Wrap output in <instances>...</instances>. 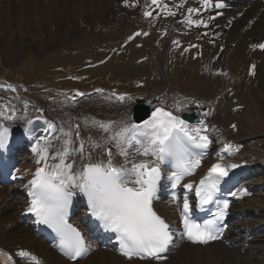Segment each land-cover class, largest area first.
<instances>
[{
    "label": "rangeland",
    "instance_id": "1",
    "mask_svg": "<svg viewBox=\"0 0 264 264\" xmlns=\"http://www.w3.org/2000/svg\"><path fill=\"white\" fill-rule=\"evenodd\" d=\"M85 2L87 6L84 5ZM91 4H94V0H0V83L10 80L19 84L18 86L12 84L10 87L14 95L11 98L21 99L22 106L13 112L14 115L21 113L20 116L24 118L19 127L25 129L26 121L30 117H37L36 120H38V115L46 111L59 120L64 130V135L59 140L60 143H65L71 137V130L75 124L73 116L77 118L80 113L78 102H72L67 97L72 98L82 91H91L97 87L96 84L115 82L116 87L123 89L121 92L135 90L138 95L146 96H149L150 90L160 92L169 88L173 92L181 91L183 94L204 97L206 100H216L219 97V91H213L217 87L212 83L209 75L202 72L199 75L200 78L196 76L199 69L203 68L200 64L201 60H194L190 55L188 58L179 55L178 63L175 62L173 65V59V67H170L168 62L164 67L166 51H162L159 56H154L151 49L154 48L152 46L156 34L146 37L141 48L131 44L122 55H114L108 62L95 68L84 69L85 65L103 59L107 51L112 46L118 45L132 29H136L138 25L141 27L140 23L132 22L138 14L131 15L132 12H130L125 16L122 15L124 12L120 0H114L106 5V8H102L95 20L91 14ZM121 20L127 22L124 23L125 26L121 25ZM187 35L185 34L184 37L187 38ZM163 42L166 43L167 40ZM155 50L157 54L156 47ZM205 54L206 52L202 57L207 59L208 55ZM142 56L149 58L142 61ZM183 66L190 68L193 75L186 74L182 69ZM162 68L163 74H161ZM170 69L172 76H170ZM65 70L67 74H64ZM78 72L83 78L65 77L66 75L77 76ZM55 75H63V78L54 80L52 77ZM1 77H5V80ZM170 77L174 85L166 83V79L169 80ZM139 80L146 82V86H138ZM44 81L55 83L61 89L58 93L57 91L54 93L41 85ZM0 87L3 86L0 85ZM67 87L74 90L66 92ZM13 88L15 91L12 90ZM20 91L43 104L41 110L44 111L41 112L39 110L41 106L35 105L28 97L22 99ZM30 91H33V94H30ZM63 95L66 96L62 97ZM56 96L60 97L53 98ZM260 99L261 96H258L256 101L251 98L249 106L246 104V108L239 115L232 110L234 105L231 101L228 99L225 102L222 101L223 106L218 109L215 119L229 131H232L229 127L233 120L241 122V125L237 124L236 135L232 137L242 141L244 151L242 153H246L248 157L264 156V100L260 102ZM93 104L94 101L87 103L89 106ZM61 109L68 110L71 115L62 112ZM97 112L104 115L99 109ZM0 119L4 120L2 117ZM38 138L43 139L41 135H38ZM258 157L252 159L261 166ZM19 166L20 171L29 169L30 157L24 154ZM260 170L256 176L246 182L254 188V196L238 203L234 208L235 211H242L240 213L242 216L239 215L234 223V231L236 232V227L240 228L241 234L238 237H236L237 234L233 235L234 240L231 239L233 236L229 238L231 243L234 242L232 245L230 243L233 251L218 250V247H213L212 251L206 249L205 252L187 249L177 251L166 264H264V168L260 167ZM15 186L3 184L0 186L12 194L8 199H6L7 196L0 199L2 202L0 215H4L6 220H11L7 227L12 225L13 229L23 226L19 221V223L13 221V218L17 216L13 208L16 206L6 203L14 201V190L20 187V183ZM251 230L253 234L250 236ZM247 235L248 238H246ZM8 242L12 241L8 240ZM13 250L16 252V248ZM100 251L95 252L80 264H126L113 252ZM238 253L241 255L240 258Z\"/></svg>",
    "mask_w": 264,
    "mask_h": 264
},
{
    "label": "snow or ice",
    "instance_id": "2",
    "mask_svg": "<svg viewBox=\"0 0 264 264\" xmlns=\"http://www.w3.org/2000/svg\"><path fill=\"white\" fill-rule=\"evenodd\" d=\"M152 3L158 4V0H152ZM202 3L204 7L214 6L217 9L225 6L221 0H216L214 5L213 0H202ZM187 11L191 14L199 12V9L188 8ZM169 14L174 15L171 12ZM150 15V12H145V16ZM185 22L189 25L195 23L197 26L203 23L200 20L193 21L191 15ZM253 47L264 50V43ZM252 67L255 68V65ZM12 90L15 91L14 88ZM119 99L123 100L124 97L120 96ZM100 127L103 128L104 125ZM142 130L146 144L137 139V134ZM9 135L10 130L0 126V147L7 143ZM112 139L117 141V147H120L119 155L125 158V163L115 164L113 153L108 149L106 160L87 164L79 173L74 171L72 163H66L70 154L67 148L52 156L54 160L58 158L59 163L49 166L47 147L42 148L38 144L33 151L39 156L36 163L43 166L36 169L33 179L29 181L31 203L28 211L38 217L39 223L48 225L61 237L60 250L64 255L71 260L83 257L90 251V247L81 232L67 221L68 209L74 195L72 189L78 188L87 199L91 215L102 223L106 231L116 234L121 255L129 260L134 257L158 261L166 259L162 254L168 252L169 246L173 244L174 233L170 224L153 210V200L156 198L161 179V170L156 161H170L173 164L175 170L169 179L172 181L171 186L175 188L185 176H191L200 166L202 159L207 155L204 150L209 147L210 141L207 136L199 135L198 130L195 135L191 134L184 121L161 108H157L151 118L145 120L142 125L125 127ZM121 141L129 146L140 144L138 154L154 156L156 161L132 162L128 151L121 147ZM231 147L232 145L226 144L225 150ZM197 149L201 151L197 152ZM78 151L83 153V144L79 146ZM238 166L214 163L195 188L199 198L197 207L203 209L209 204L217 205L213 219L202 224L193 220V208L187 196L183 199L182 207L177 203L183 224L182 237L198 244H207L220 238L222 229L218 227L217 222L226 217L229 201L221 202L214 197L220 181L228 176L231 169ZM183 187L191 190L193 184L185 183ZM248 194L247 190H241L239 193L240 196ZM230 195L237 196V193L231 192ZM173 200H177L175 195ZM17 255L28 260L29 264H40L36 256L26 251L22 250ZM8 258L11 260V256Z\"/></svg>",
    "mask_w": 264,
    "mask_h": 264
},
{
    "label": "bare ground",
    "instance_id": "3",
    "mask_svg": "<svg viewBox=\"0 0 264 264\" xmlns=\"http://www.w3.org/2000/svg\"><path fill=\"white\" fill-rule=\"evenodd\" d=\"M113 1L114 0H110V2H113ZM176 1L177 0H158V4H153L152 0H142L139 7L137 9H134L131 13V15L132 14L135 15V13L138 14L136 15L137 18H135L134 21L132 20L131 21L138 22L141 24V34L144 35L145 27L147 24H149L148 22L151 21L159 26H162L163 27L162 29H167V33L169 34L170 39L175 40L176 43L173 42L172 44H167V48L169 51L168 63L170 67L172 66V61L175 57V53H174L175 50L178 47H180L181 44H183V42L186 40V37H184L185 34H183L182 36L177 35L176 33L177 27L175 26L173 22L167 25L164 23H158V21L162 20L161 18L158 17V14L161 11H163V12H166V14L170 18H173L174 15L169 14L170 12L169 9L175 7ZM181 1L184 2L185 0H181ZM188 1L190 3H194L196 0H188ZM110 2L109 0L108 1L94 0V4L93 5L91 4L92 5L91 14L94 20L98 17L99 11L102 8H106V5H108ZM84 5L87 6V3L85 2ZM165 5H167V7H165ZM88 6L90 7L89 4ZM177 8H178V11L181 10L180 6H178ZM145 12H150L151 15L145 16ZM226 16H229L231 18V21H230L228 28H223L225 33L218 39L209 38L208 45L206 44L204 46L209 51L210 55L218 56L217 58H213L212 60L210 58L207 60L208 64H207L205 74L209 75L212 83L217 87V90L220 93V97H224V100L228 99L229 101L232 102V105L234 106H236L237 104H240V105L247 104L249 106L251 102V98H253L254 101H256L255 99L258 96H261L260 102H262V100H264V51L263 52H260L257 50L253 51L252 49H250V46L254 42H256L259 38L264 37V4L260 0H231L227 8ZM253 17H257L256 20L252 24H248L247 20ZM124 21L125 20H121V25L124 23H127ZM219 22L221 24L220 27H222V25L225 23L224 18L221 19ZM128 23H129V20H128ZM185 28H186V31H185L186 34H188V32L192 30V28L189 26H185ZM193 31L195 33V37L189 43L196 42L197 38H200V39L203 38L202 36L199 35L198 29H193ZM159 38H160V35H159ZM219 44H224V49L221 52H219L218 50ZM156 49H157V55L161 54V47L159 44H157ZM197 51L199 54L201 50L198 49ZM180 55L184 58H188L190 53L188 54L181 53ZM254 59L258 60L257 62L258 65L256 68L255 76L249 77L247 75L248 64L250 61ZM182 69L184 70L186 74H192L190 68L183 66ZM185 107H186L185 105L184 107L165 106V107H161V109L171 112L174 116H176V115H179L180 112L185 109ZM111 128H113V126H110V129ZM39 129L40 127L34 128L33 131H31L32 134H35L37 131H39ZM103 131L104 129H98V124H95L93 128L87 130V135L89 136L95 135L97 132L103 136L108 130H105L104 132ZM97 143L98 141H95V143L90 144L89 146H85L86 148H85L84 154L77 153L74 157L71 158V160L73 161V168L75 172L79 173L80 171H82L83 167L87 164L98 163L101 160H106L107 153L104 156L101 154V150H105L107 152V150L110 147L107 146V144H105V145H101L100 149L97 150L96 148ZM12 149L13 148L11 147L9 150H12ZM95 152H96V155H95ZM89 153H91V156H89ZM112 153H113V162L115 164H124L122 161H118L115 159V156L118 153L116 149H114ZM240 158L248 159V156L246 155V153L244 154L241 153ZM9 160L10 159L8 158V161ZM8 161H4L3 164H6ZM70 162L71 161H69L68 163ZM4 169L5 167L1 166L0 170H4ZM35 171L36 169L32 170L31 168V170L28 171L27 176L32 178V176H34L35 174ZM7 173L8 172L5 171L3 178L7 177ZM252 173L253 171L249 172L248 176H251ZM29 189H30V185L22 184L20 188H18L17 190H14L16 191L13 194V198L15 197L14 201L6 202L8 205L16 206L13 208L15 209L17 216L15 219L12 217L13 221L15 220L17 222L19 221L20 223L22 222L23 226L18 227L17 229H13L14 227L12 225L11 227H7L10 224L11 220H8V219L6 220L4 219L5 218L4 215H0V248L5 249L4 252L0 251L1 252L0 253V264H10L9 259H8L9 257L8 254L10 253L13 256L15 255V250L13 249L15 248L17 249V244H20V247L18 248L26 249V251L31 250L32 254L38 257H41L40 260L41 259L42 260L40 264H66L67 261L63 259L60 255H58L49 244L45 243L37 235L36 228L34 227L33 221L30 219L28 212H27L29 200H27L28 198L26 194L29 192ZM11 196L12 194H9L8 190L6 191L4 187L3 188L0 187V199L3 197H6V199H8V197H11ZM1 203L2 202H0V204ZM158 208L160 209V211L162 210L164 215H168L170 216V218H174L177 215L176 208L170 205L169 203H162L158 205ZM239 215L240 214H237V218L239 217ZM82 218L83 216L81 215L80 220ZM235 218H236V215H233L232 216L233 222L237 219ZM235 233L234 234L232 232L227 233L228 240L230 237L235 235ZM233 238L234 236L231 239ZM8 240L12 242H8ZM233 243L234 242H232L231 245ZM91 244L92 246H96L97 242L95 240H92ZM213 247H218L217 248L218 250L222 249V250H227V251H233L231 246L227 247L224 243H221V242L207 244L205 246L201 244L191 245V244L185 243L180 247L181 249H179L178 251L181 252L187 249H196L197 252L198 251L205 252L206 249H208L209 251H212ZM239 256L241 255L238 253V257ZM116 257L122 258L123 260H125L123 262H125L126 264H145V263L150 262V261H144V262L136 261L135 262L134 260L127 261L125 258L119 255H117ZM198 258L199 257H197V259ZM18 262H21V261L18 259ZM21 263H24V262H21Z\"/></svg>",
    "mask_w": 264,
    "mask_h": 264
}]
</instances>
